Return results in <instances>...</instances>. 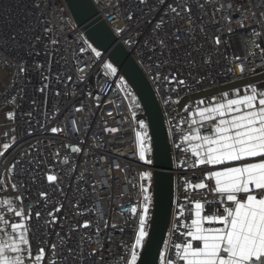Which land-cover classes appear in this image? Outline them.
Here are the masks:
<instances>
[{"label":"built area","instance_id":"1","mask_svg":"<svg viewBox=\"0 0 264 264\" xmlns=\"http://www.w3.org/2000/svg\"><path fill=\"white\" fill-rule=\"evenodd\" d=\"M92 1L146 74L162 110L173 197L157 264L175 261L193 204L215 200L202 214H222L218 194L193 187L209 184L204 178L212 167L195 165L197 157L184 140L193 130L210 131L195 119L199 98L180 107L178 102L264 70V0ZM106 59L64 0H0V109L10 107L1 135L0 202L12 200L13 207L31 213L32 253L46 248L56 264H126L148 208L144 196L149 198L151 186L140 178L145 165L134 135L138 122ZM263 81L253 83L256 91ZM200 98L212 102L211 94ZM48 175L56 180L49 182ZM5 216L0 238L7 242L11 229L5 225L19 220L0 205ZM86 221L90 226L84 228ZM25 260L31 264L27 255Z\"/></svg>","mask_w":264,"mask_h":264},{"label":"snow or ice","instance_id":"2","mask_svg":"<svg viewBox=\"0 0 264 264\" xmlns=\"http://www.w3.org/2000/svg\"><path fill=\"white\" fill-rule=\"evenodd\" d=\"M219 43L217 38L216 44ZM96 55L99 56L100 53L97 52ZM107 67L115 72L111 65ZM20 71L23 72L24 69L21 67ZM179 83L183 84L184 81ZM196 115L200 118L201 127L210 131L202 134L199 130H193V135L184 136L185 141H198L192 143L190 148L197 157L194 163L220 167L206 172L204 179L209 184L202 181L193 187L199 190L208 188L210 192L218 194L221 197L218 203L222 206V214H202L206 205L212 206L217 202L205 200L202 203L197 200L190 210V223L183 224L187 230L184 233L186 239L175 245L176 260L162 259L161 264H264V92H257L253 88L250 94L238 95L236 98H228L225 94L210 106L201 108ZM192 123L197 122L193 120ZM140 126L143 128V123ZM52 131L57 132L58 129L53 128ZM144 135L140 132L136 134L141 160L145 159L147 151ZM73 151L79 152L80 149L76 147ZM108 178L111 180V177ZM140 178L148 179L150 173H141ZM47 179L53 182L56 177L48 175ZM213 181L214 187H211L210 183ZM142 191L146 193L148 189L143 188ZM148 199L145 195L144 200ZM0 205L19 220L5 225L11 229V239L7 242L0 241V264H26L25 255L31 264H56L50 259L46 248L32 253L29 236L31 213H26L22 205L19 208L13 207L12 200L0 202ZM56 211L59 212L60 209L57 208ZM147 211L145 204L143 212L146 214ZM136 212L137 208L131 207L130 213ZM39 216L40 213L37 212L36 217ZM6 220V216L0 217V223ZM145 220L146 215L141 214L134 243L131 245V258L126 264H136L135 249L143 244L147 234ZM89 226L87 221L82 225L84 228ZM61 244L66 246L63 238ZM57 246H51L53 253ZM161 256L164 254L161 253Z\"/></svg>","mask_w":264,"mask_h":264},{"label":"water","instance_id":"3","mask_svg":"<svg viewBox=\"0 0 264 264\" xmlns=\"http://www.w3.org/2000/svg\"><path fill=\"white\" fill-rule=\"evenodd\" d=\"M73 21L80 26L87 39L105 54L127 81L142 111L135 118L146 119L151 140V163L147 166L152 170L151 212L147 234L136 264H157L166 228L168 225L171 202L173 197L172 158L169 141L165 129L162 110L153 87L146 74L129 53L97 9L92 0H64ZM264 78V70L236 80L226 82L217 87L204 89L189 96H183L178 102L180 107L189 98H200L217 91L240 85L253 84ZM146 166V164L144 163Z\"/></svg>","mask_w":264,"mask_h":264},{"label":"rangeland","instance_id":"4","mask_svg":"<svg viewBox=\"0 0 264 264\" xmlns=\"http://www.w3.org/2000/svg\"><path fill=\"white\" fill-rule=\"evenodd\" d=\"M104 64H105V67L108 70V72L112 76H116V83H117L119 89L121 90L122 94L124 95V97H125V99L127 101L128 107H129L131 113L134 116V119L138 122V126H135V130H134V135H135V140H136L137 145H138V142H137V139H136V134L138 132L145 134L143 136V140H144V144H145V146L147 148V151L145 152V159L142 160V162L145 163L146 166H142L141 167V173H145V172L150 173V178H148V180H149V185L147 186V188H148L152 184V171L147 166V164L148 165L150 164L147 161H151V146H150V142H149L148 135H147V125H146V123L144 122L143 119L137 120L135 118V114L137 112H139V106L136 103L135 96H134L133 92L131 91V87L129 86L127 81L124 79V77L120 73L117 74V68L115 67V65L109 59H106L104 61ZM108 65H111V68L115 69V72H112L111 69L107 67ZM252 88H254V86ZM141 123H143V125H144L143 128H141V126H140ZM4 130H5V128H3L2 133L4 132ZM4 147H5V142L0 140V152L4 149ZM138 147H139V145H138ZM148 195H149L150 201L152 202V193L149 192ZM144 240H145V238H144Z\"/></svg>","mask_w":264,"mask_h":264},{"label":"crops","instance_id":"5","mask_svg":"<svg viewBox=\"0 0 264 264\" xmlns=\"http://www.w3.org/2000/svg\"><path fill=\"white\" fill-rule=\"evenodd\" d=\"M253 84H247V85H240V86H236L233 88H228V89H224V90H220L217 91L212 95V102L211 103H205L201 98H199L198 102H197V107L195 110V119L197 121H200V118L196 115V113L204 107H208L210 106V104L215 103L217 100H219L221 97H223L225 94L228 95V98H236L238 95H245V94H250L251 90L253 89ZM264 90V81L263 82H259L257 84V92H262ZM10 118V107L9 106H5L2 107L0 109V140H1V135L3 134V128H6L7 123L9 121ZM193 133H191V135H193ZM192 143H198V141H191L190 144ZM220 166H212L211 170H217ZM0 241H3L0 238Z\"/></svg>","mask_w":264,"mask_h":264},{"label":"trees","instance_id":"6","mask_svg":"<svg viewBox=\"0 0 264 264\" xmlns=\"http://www.w3.org/2000/svg\"><path fill=\"white\" fill-rule=\"evenodd\" d=\"M116 67V66H115ZM131 91L133 92V90L131 89ZM133 94H134V96H135V99H136V103L138 104V106H139V111H142V107H141V105H140V103L138 102V100H137V97H136V95H135V93L133 92ZM144 120V122L146 123V125H147V135H148V139H149V142H150V146H151V140H150V135H149V130H148V124H147V121H146V119H143ZM151 201H150V199H149V202H148V211H147V213L145 214L146 215V220H145V226H146V228H148V223H149V218H150V212H151ZM143 243H144V241H143ZM143 245V244H142ZM142 245H141V247H142Z\"/></svg>","mask_w":264,"mask_h":264},{"label":"flooded vegetation","instance_id":"7","mask_svg":"<svg viewBox=\"0 0 264 264\" xmlns=\"http://www.w3.org/2000/svg\"><path fill=\"white\" fill-rule=\"evenodd\" d=\"M149 168V167H148ZM152 171V170H151Z\"/></svg>","mask_w":264,"mask_h":264}]
</instances>
